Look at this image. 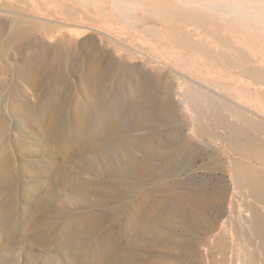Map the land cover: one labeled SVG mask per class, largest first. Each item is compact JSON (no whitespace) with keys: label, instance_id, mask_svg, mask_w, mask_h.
I'll return each mask as SVG.
<instances>
[{"label":"rangeland","instance_id":"374dc122","mask_svg":"<svg viewBox=\"0 0 264 264\" xmlns=\"http://www.w3.org/2000/svg\"><path fill=\"white\" fill-rule=\"evenodd\" d=\"M236 1L0 0V264H264V0Z\"/></svg>","mask_w":264,"mask_h":264},{"label":"bare ground","instance_id":"6f19581e","mask_svg":"<svg viewBox=\"0 0 264 264\" xmlns=\"http://www.w3.org/2000/svg\"><path fill=\"white\" fill-rule=\"evenodd\" d=\"M2 1V0H1ZM178 1L179 3H188V4H191L193 7H197V8H204L206 10H209V11H215L218 15V13H221L222 14H231V13H234L236 16H242V14H244L245 11L243 10H239L235 5H233L231 3V1L229 0H221V2L219 3H215V4H208V3H204L202 2L201 0H176ZM238 1V0H237ZM236 1V2H237ZM240 1V0H239ZM260 1V0H259ZM234 2V1H233ZM160 3V2H159ZM163 3V2H162ZM99 5V4H98ZM243 5V4H242ZM123 4L118 2V1H115L113 2L112 4V7L115 8L114 10H117V11H120L121 8H122ZM261 6V5H260ZM254 9V8H253ZM250 12L252 13H249L252 15L253 18H255L259 23H262L264 24V11H251L249 10ZM138 13V12H137ZM166 13V12H164ZM214 13V12H213ZM248 14V13H247ZM220 15V14H219ZM246 15V14H245ZM250 15V17H251ZM221 16H218L217 17V20L218 18H220ZM125 21V20H124ZM221 21V20H220ZM223 21V19H222ZM126 22V21H125ZM234 26V25H233ZM230 29V28H229ZM164 30V29H163ZM233 30V28H232ZM231 30V31H232ZM220 29H219V26L216 24V22H214L213 20H209V22L207 23V32H209V34L213 37V38H224L223 37V34H219ZM191 34L193 35H196L198 34V31L197 30H191L190 31ZM181 36H183V34L181 33L180 34ZM236 35V34H235ZM225 36V35H224ZM188 44V42H187ZM191 44V43H190ZM240 45V44H239ZM186 47H188V45H185ZM190 47V46H189ZM226 54V53H225ZM263 64V63H262ZM259 65V64H258ZM196 66V65H194ZM240 67L242 68H246L244 64H241ZM179 94H180V102L183 103V105L185 104L184 101L182 100V95H183V91H180L179 90ZM185 94V93H184ZM186 96V95H185ZM241 106V105H240ZM207 121V120H206ZM102 126V125H101ZM100 126V123L98 125V127H101ZM255 145V144H254ZM255 147V146H254ZM245 162V161H244ZM241 205V203H240ZM243 205V204H242ZM241 205V206H242ZM245 213V211H244ZM242 214V213H241ZM251 217V216H250Z\"/></svg>","mask_w":264,"mask_h":264}]
</instances>
